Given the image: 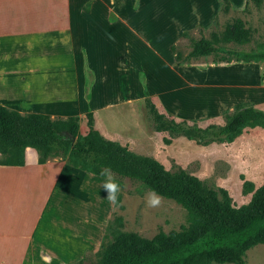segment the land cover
Masks as SVG:
<instances>
[{
	"label": "rangeland",
	"instance_id": "rangeland-1",
	"mask_svg": "<svg viewBox=\"0 0 264 264\" xmlns=\"http://www.w3.org/2000/svg\"><path fill=\"white\" fill-rule=\"evenodd\" d=\"M75 4L77 12L90 13L93 18L83 22L90 27L79 38L85 49L84 69L77 68L76 86L80 83L81 92L76 100L71 97L70 102H51L67 107L52 117L76 115L79 132L84 133L86 113L92 111L94 127L104 138L118 141L136 154L152 157L166 169L180 168L209 188L226 189L236 206L248 202L251 193L243 192V181H252L255 188L264 182V127H245L229 143L214 141L202 145L182 133L158 130L146 100H151L167 119L200 127L223 124L225 114L238 102L247 101L264 110V59L214 62L213 55H190L194 39L220 33L234 18L242 19L251 30L249 42L235 47L264 51V0L259 5L252 0H76ZM79 54L80 51L78 58ZM25 55L10 53L7 63ZM30 55L35 61L44 62L56 54ZM21 70V65H15L14 76ZM54 72H58L57 68ZM0 94L5 95L1 91ZM15 101L19 108L24 102L20 97ZM30 148L24 149L26 160H35ZM48 160L64 162L67 167L57 177L48 202L49 194L44 191L45 200L36 197V204L28 212L27 208L14 211L8 199L0 204V264H19L37 254L35 247L26 244L28 237L15 234L29 231L32 212L39 214L43 205L36 241L42 250L62 259H69L74 240L96 226L95 220L88 225L89 215L99 221L101 217L102 227L91 247L64 264L84 256L87 260L83 264H97V252L102 243L112 238L115 228L150 238L159 230L168 232L187 224V210L182 205L161 196L160 206L148 208V189L129 178L119 182V206H113L100 185L102 177L67 164L66 156ZM39 177L36 175L37 183ZM46 179L51 180L52 176ZM245 259L246 264H264V243L248 248Z\"/></svg>",
	"mask_w": 264,
	"mask_h": 264
},
{
	"label": "trees",
	"instance_id": "trees-1",
	"mask_svg": "<svg viewBox=\"0 0 264 264\" xmlns=\"http://www.w3.org/2000/svg\"><path fill=\"white\" fill-rule=\"evenodd\" d=\"M259 5L263 0H252ZM192 41L190 55H213L214 62H251L264 59L262 50H242L236 45L249 42L251 30L240 18L225 24L220 33ZM179 59V55L176 54ZM146 105L158 130L182 133L202 145L214 141L232 142L245 127H264V110L244 101L225 114L223 124L205 127L182 125L167 119L155 104ZM87 130L79 132L78 116L51 117L20 113L0 104V165H23L24 149L38 150V163L49 157L66 156L67 164L99 176L110 167L118 182L123 178L154 189L187 210V224L177 230H159L152 237L114 229L112 238L101 244L97 264H246L248 248L264 243V182L258 187L243 181L248 202L236 206L227 190L207 187L198 177L182 169H166L158 160L130 151L118 141L104 138L94 127V114L86 113ZM166 141H169L168 139ZM121 221L120 218H117ZM84 256L72 264H83Z\"/></svg>",
	"mask_w": 264,
	"mask_h": 264
},
{
	"label": "crops",
	"instance_id": "crops-1",
	"mask_svg": "<svg viewBox=\"0 0 264 264\" xmlns=\"http://www.w3.org/2000/svg\"><path fill=\"white\" fill-rule=\"evenodd\" d=\"M75 3L76 0H0V91L6 95L0 94L1 105L22 114L38 112L52 117L62 114L60 111L67 107L62 108V105L56 106L58 103L51 102H70L71 97L76 100V95L81 92L80 83L76 86L77 71L84 69L85 64L82 57L85 49L79 38L84 36V31L90 27L83 22L93 18L90 13L77 12ZM78 51L80 58L77 57ZM14 52L26 55L22 56V59L17 56L11 63H7V56ZM36 53L56 55L53 58L47 57V61L37 62L30 55ZM18 64L22 70L14 76L13 67ZM52 68L53 72L50 71ZM54 68H57V73ZM66 68L69 71L67 73ZM4 69L8 71L4 72ZM82 82L83 79L81 84ZM17 97L24 101L20 108L15 101ZM65 164L58 160H47L44 163H36L33 160L29 166L25 156L23 165H0V204L8 199V204L14 211L27 208L28 212L29 207L36 204V197L44 199V191L49 194L48 202L54 192L53 186L59 179L57 177L67 169ZM36 175L41 176L38 183ZM50 176L51 180H45ZM43 213L44 205L39 214L32 212L33 218L30 222L33 223H29V231L15 234L28 237V247L38 250L33 258L22 260L19 264H64L73 260L91 247L92 239L96 238L102 227L101 217L99 221L98 217L95 219L93 214H90L87 223L89 225V222L95 220L96 226L81 235L78 240H74L75 248L68 252L69 259H62V256H51L46 250H42L36 241L35 234ZM8 234L13 236L10 231Z\"/></svg>",
	"mask_w": 264,
	"mask_h": 264
},
{
	"label": "clouds",
	"instance_id": "clouds-1",
	"mask_svg": "<svg viewBox=\"0 0 264 264\" xmlns=\"http://www.w3.org/2000/svg\"><path fill=\"white\" fill-rule=\"evenodd\" d=\"M35 157V162L38 163V150L34 148L29 149ZM33 160L30 158L26 160V164L31 166ZM100 177H102L101 186L107 192V200L113 206H119V194L121 192V185L115 177L110 167H104L100 170ZM162 197L154 190L149 189L146 193L145 204L148 208H156L160 206ZM47 260V258H45Z\"/></svg>",
	"mask_w": 264,
	"mask_h": 264
},
{
	"label": "water",
	"instance_id": "water-1",
	"mask_svg": "<svg viewBox=\"0 0 264 264\" xmlns=\"http://www.w3.org/2000/svg\"><path fill=\"white\" fill-rule=\"evenodd\" d=\"M25 156H26V152H25Z\"/></svg>",
	"mask_w": 264,
	"mask_h": 264
}]
</instances>
